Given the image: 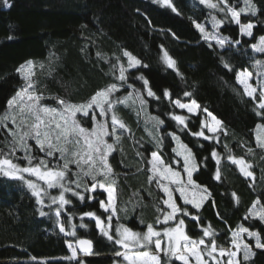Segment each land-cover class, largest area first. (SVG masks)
Listing matches in <instances>:
<instances>
[{
	"label": "snow or ice",
	"instance_id": "obj_1",
	"mask_svg": "<svg viewBox=\"0 0 264 264\" xmlns=\"http://www.w3.org/2000/svg\"><path fill=\"white\" fill-rule=\"evenodd\" d=\"M152 3L170 9L176 16L182 15L174 0H152ZM198 4L208 12L203 20L199 16L189 17L191 26L199 33L200 42L219 57L221 70L234 75L242 93L235 87L233 91L242 99L248 98L251 111L259 120L253 129L255 147L264 151V59L250 57L253 59L250 70L244 65L234 66L226 58V54H233L234 49L247 55L237 46H247L254 53L264 54V28L259 29V35L254 31L258 24H264V20L258 18V13L264 15V7H258L255 0H198ZM11 7L10 0H0V8ZM148 23L151 26L150 19ZM232 24L238 26L239 37L248 40L224 35L225 27ZM161 32L171 35L174 40L180 39L171 29H161ZM13 38L12 35L8 37ZM217 49L223 51L218 53ZM160 53L163 65L184 80L178 62L163 44ZM97 57L110 65V82L80 103L52 97L57 106L44 103L45 96L37 90L34 79L35 62L25 61L16 69L23 83L7 99L6 107L0 113V130L7 133V150L0 149V177L22 182L40 206L37 209L39 215L54 218L59 230L57 234L64 237L70 253L60 259L68 264H91L85 257L99 253L94 251L93 241L80 238L77 230L87 229L94 222L99 236L111 245V264H255L257 250L264 252V229L256 230L255 223L247 226L241 223L235 229L229 225L227 239L221 240L224 234L210 223L205 224L200 214L206 204L217 207L210 190L211 180L221 181L222 177L221 158L214 145L208 146L211 148L209 155L200 158V154L206 151L202 141L219 144L221 134L228 135L223 121L192 98L189 91L183 92V97L189 98L188 102L179 97L173 99L174 93L168 88L158 94L141 71L149 65L127 49L121 47V54H114L115 62L99 52ZM252 80L255 84L250 82ZM163 101H167L166 106ZM137 102L138 117L147 112L152 102H159L161 108L157 115L147 116L145 127L156 150L150 151V155L136 153L143 165L140 171L147 175L150 185L155 184L157 191L156 216L152 222L140 219V230L123 223L119 215L124 212L127 217L128 210L118 208L115 172L110 163L116 149L123 150L121 145L125 134L134 135L120 117L119 106L133 107ZM165 108L186 110L190 115H179L174 110L165 111ZM165 115L176 124L168 132H164L168 126L162 118ZM196 122L198 130L194 131ZM182 135L195 138L193 146L185 143ZM169 137L176 147L165 157V140ZM224 147L230 153L228 145ZM241 147L247 148L248 155H256L251 146L242 143ZM19 152L23 155H17ZM227 160L236 165L242 176L255 180L253 165L245 157L228 154ZM205 172L211 175L207 180L198 181L197 178ZM249 186L253 187V184ZM232 198L238 203L235 192ZM92 203H98L102 211L98 214L97 211L81 210V223H72L76 213L68 206L90 207ZM45 207L48 212L43 210ZM217 216L227 223L219 211ZM85 217L89 218L87 222H84ZM243 219L264 224V193L247 209ZM193 223L199 231L189 227ZM30 259L36 264H47L46 260L37 261L36 257Z\"/></svg>",
	"mask_w": 264,
	"mask_h": 264
},
{
	"label": "trees",
	"instance_id": "obj_2",
	"mask_svg": "<svg viewBox=\"0 0 264 264\" xmlns=\"http://www.w3.org/2000/svg\"><path fill=\"white\" fill-rule=\"evenodd\" d=\"M10 9L0 8V113L6 107V101L18 87L22 85L17 67L27 60L35 62L34 79L37 90L45 96L44 103L57 106L52 97L65 98L73 103H80L88 99L97 89L110 82V65L104 59L97 57V53L106 59H113L114 54H121V47L149 65L141 69L149 79L153 90L158 94L164 88L174 93L173 99L182 98L184 91L192 93V98L200 105L207 106L220 120L223 121L228 135L221 134L220 143L202 141L206 151L200 158L209 155L210 144L214 145L221 158V181L211 180V191L217 207L206 204L201 209L205 224H211L218 232L224 234L221 240L227 239L228 226L233 229L238 224L247 226L255 223L256 230L264 229L259 221L244 220L247 209L262 193H264V151L255 147L253 129L259 122L251 111L248 98H241L233 91V87L242 93V89L235 82L232 73L222 71L219 57L199 40V33L191 26L189 17L199 16L201 20L208 9L198 4V0H174L182 15L176 16L171 10H165L152 3V0H10ZM258 7H264V0H255ZM139 9V11H137ZM147 17L148 19H145ZM258 18L264 20V15L258 13ZM151 20V26L148 20ZM256 18H253L255 20ZM247 22V21H244ZM264 24H258L257 35ZM161 29H171L180 38L174 40L171 35H165ZM238 26L232 24L225 27L224 35H231L242 41L247 37H239ZM12 35L13 39H8ZM163 44L170 55L178 62L180 71L185 79L181 80L176 74L167 69L160 60V45ZM247 53L233 50V54L226 58L234 66L244 65L251 69L253 59H264V54L254 53L247 46H237ZM223 50L217 49V52ZM44 67L41 68L40 65ZM223 78V79H222ZM224 81L228 83L225 84ZM253 81V80H252ZM251 81V82H252ZM139 87V85H137ZM166 106L167 101H163ZM159 102H152L147 112L138 117L136 104L133 107L119 106V115L131 128L133 136L122 139V151L118 147L110 157L116 178L118 194V208L128 210L119 212L123 223L142 228L139 220L152 222L156 216L154 202L157 195L155 184L150 185L147 175L140 171L143 167L141 157L137 151L150 155L156 150L150 137L145 131L148 115L161 112ZM174 110L176 114L189 116L186 110ZM167 122L168 132L175 128V121L168 116H162ZM197 127L193 130H198ZM149 128L151 125H147ZM191 126V122H190ZM11 127V125H9ZM7 133L0 130V149L5 147ZM182 140L190 147L195 138L182 135ZM111 142V141H109ZM34 143V142H32ZM251 146L256 155H248L247 148L241 144ZM228 145L226 152L224 145ZM174 142L171 138L165 140L164 155L172 154ZM149 150L147 153L145 150ZM38 152V150H37ZM245 157L252 163L255 180L242 176L236 167L227 160V155ZM17 155L22 156L19 152ZM21 163H23L21 161ZM213 171L215 161H211ZM75 170V166H72ZM211 174L198 177L207 180ZM253 184V187L249 185ZM151 192V195L149 193ZM235 192L238 203L232 198ZM163 195V193H159ZM78 203V202H77ZM31 192L20 181L0 177V264H36L46 260L47 264H68L60 259L69 255L64 243V237L58 235V228L54 218L41 217ZM76 213L72 223L79 225L80 211H97L98 203L90 207L74 208ZM135 208V211H133ZM47 209L46 212H48ZM217 211L221 213L227 223L220 220ZM89 218L85 217L84 222ZM115 219V218H114ZM194 231H199L196 225L189 224ZM80 238L91 239L94 251L106 257L86 259L91 264H109L112 260V248L105 238L99 236L94 222L87 229L78 228ZM255 264H264V252L257 250Z\"/></svg>",
	"mask_w": 264,
	"mask_h": 264
},
{
	"label": "rangeland",
	"instance_id": "obj_3",
	"mask_svg": "<svg viewBox=\"0 0 264 264\" xmlns=\"http://www.w3.org/2000/svg\"><path fill=\"white\" fill-rule=\"evenodd\" d=\"M251 82V81H250ZM252 83L253 84H255V80H253L252 81ZM137 104H138V102H137ZM147 119V118H146ZM145 119V120H146ZM174 147H176V145H175V143H174ZM29 179H35V178H33V177H28ZM53 194H55V191L53 190ZM45 203H48V201L46 200L45 201ZM47 207H45L43 210L46 212L47 211ZM49 211V210H48ZM70 254V253H69ZM107 255H93V256H90V257H85V259H89V258H94V257H106ZM111 257H112V255H111ZM109 264H111V262L109 263Z\"/></svg>",
	"mask_w": 264,
	"mask_h": 264
}]
</instances>
